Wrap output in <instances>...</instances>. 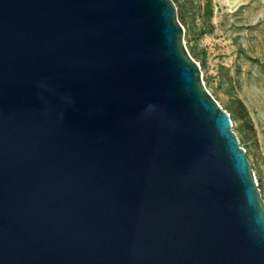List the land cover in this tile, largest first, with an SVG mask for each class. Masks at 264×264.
I'll return each mask as SVG.
<instances>
[{"label": "water", "instance_id": "1", "mask_svg": "<svg viewBox=\"0 0 264 264\" xmlns=\"http://www.w3.org/2000/svg\"><path fill=\"white\" fill-rule=\"evenodd\" d=\"M0 264H264L172 0H0Z\"/></svg>", "mask_w": 264, "mask_h": 264}, {"label": "rangeland", "instance_id": "2", "mask_svg": "<svg viewBox=\"0 0 264 264\" xmlns=\"http://www.w3.org/2000/svg\"><path fill=\"white\" fill-rule=\"evenodd\" d=\"M204 86L230 115L264 200V0H172Z\"/></svg>", "mask_w": 264, "mask_h": 264}]
</instances>
